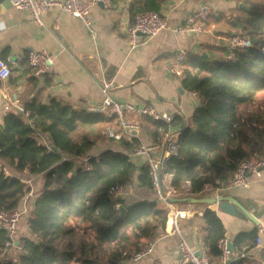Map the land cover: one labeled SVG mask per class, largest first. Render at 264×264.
<instances>
[{"label": "trees", "instance_id": "1", "mask_svg": "<svg viewBox=\"0 0 264 264\" xmlns=\"http://www.w3.org/2000/svg\"><path fill=\"white\" fill-rule=\"evenodd\" d=\"M128 9L132 19L139 12H158L159 1L131 0ZM232 19L227 37L234 30L247 42L233 49L234 58H228L227 44H210L205 55L189 53L183 62L181 84L196 93L199 105L187 125L180 116L174 117L172 125H179L180 132L166 169L174 189L189 183L187 199H202L206 186H229L241 159L264 153V131L253 125L259 119L245 109L264 90V1L237 0ZM19 101L32 121L9 110L0 123V211L21 208L31 191L22 178L42 174L44 181L32 215L23 217L26 235H18L17 223L20 252L7 244L6 229L0 226V264H122L164 230L167 210L158 207L155 199L115 202L107 194L119 183L152 189L147 167H137L130 157L137 141L120 143L122 150L100 152L91 160L89 171L76 166L75 157L91 152L104 137L103 125L113 117L76 109L55 97L44 103L31 91ZM127 117L154 137L167 129L149 116ZM40 137L53 149L39 142ZM202 219L208 257L217 260L224 226L208 207Z\"/></svg>", "mask_w": 264, "mask_h": 264}, {"label": "crops", "instance_id": "2", "mask_svg": "<svg viewBox=\"0 0 264 264\" xmlns=\"http://www.w3.org/2000/svg\"><path fill=\"white\" fill-rule=\"evenodd\" d=\"M158 1V12L167 16L173 25L180 23L203 4H211L213 11L204 20L202 32L177 33L165 30L153 37L141 36L138 44L131 48L124 31L125 24L131 21L128 9L131 0H122L111 8L92 5L89 19L93 32L80 19L56 7H50L43 13L44 26L35 25L27 11L14 8L10 0H0V57L15 61L11 64L10 75L0 79V123L6 112L13 110L10 102L16 100L21 104L20 97L29 91L32 96L38 93L44 103L55 97L71 103L76 109L95 111L102 101V83L107 82L111 83L109 95L112 98L151 105L159 113L180 116L184 125L189 124L199 105L197 95L183 88L180 75L170 74L166 67L180 49H184L187 55L206 54L207 45H226L237 0ZM42 49L54 56L58 70L56 75L33 76L30 73L26 54L30 50ZM129 118L134 120L133 117ZM113 125L114 119L103 127ZM171 125L167 124L166 131H172ZM139 135L145 143H162L164 138V133L154 137L141 130ZM177 137L176 134L173 138L177 140ZM40 138L41 143L50 146L45 137ZM106 149L122 150L119 143L104 135L95 142L91 153L98 155ZM162 150L161 146L154 154H161ZM259 155L264 156V153ZM130 157L137 167L144 165L143 156L130 153ZM250 180L248 188L210 187L205 189L202 198L218 195L221 201L234 200L255 220L248 215L222 211L219 203H208L202 199L189 200L186 198L189 195L186 194L187 185H182L173 197L177 200L172 204L175 209L188 212L180 219V224L182 236L191 247L206 249L207 252V228L202 214L208 207L220 217L225 229L224 239L232 245L227 264H264V168L260 177L251 175ZM22 181L31 188V195L26 202L28 213L24 216L27 218L33 213V202L44 179L39 174L24 177ZM130 194L124 197L126 201L155 199L152 189L134 188ZM157 205L165 208L160 202ZM24 218L18 223L20 236L27 233ZM259 228H263V232L260 233ZM257 238L261 239L259 244ZM154 241L150 253L136 260L128 259L122 264H175L178 237L166 234L164 227V230L158 231ZM219 261L220 258L212 261L209 259L212 264H218Z\"/></svg>", "mask_w": 264, "mask_h": 264}, {"label": "built area", "instance_id": "3", "mask_svg": "<svg viewBox=\"0 0 264 264\" xmlns=\"http://www.w3.org/2000/svg\"><path fill=\"white\" fill-rule=\"evenodd\" d=\"M11 5L20 10L27 11L31 15V19L35 25L44 26L43 13L50 7H56L63 10L73 17L80 19L90 32H93L90 27L89 9L92 5L102 4L105 8L113 6L111 0H10ZM213 7L211 4H203L194 12L185 16L183 20L173 25L170 23L167 16L155 11L147 10L134 15L131 21L124 26V31L127 34L128 44L134 48L138 44V40L142 36L153 37L165 30H171L177 33H196L204 31V20L212 14ZM229 53L228 58H234L233 49L237 46H245L247 42L243 40L237 32L232 35L227 42ZM187 57V52L180 49L174 54L173 61L166 67L167 72L173 75H181L183 71V62ZM26 63L32 69L33 76L56 75L58 70L55 65L54 56L46 49L30 50L26 54ZM15 61L10 58L0 57V79H6L11 73V64ZM111 83L103 82L101 86L102 101L95 111L103 112L108 116L113 117L115 125L104 128V135L112 139L116 143L137 141V145L132 152L135 155L143 156L144 165L147 167L152 190L155 195V200L165 205L167 210V219L165 224V233L173 234L178 237L177 242V261L175 264H211L209 262L206 249H195L191 247L182 236V228L180 219L187 215V211L175 209L171 198L177 194L179 190L171 186V176L167 172V159L176 150V140L173 138L180 132L179 125H171L175 115L170 113H159L151 105H139L128 101H120L112 98L109 95ZM10 108L22 113L29 122V111L16 100L10 102ZM9 106H6L8 108ZM261 108V107H260ZM132 115L135 117L149 116L155 120H160L163 123L170 124L171 130L164 131L162 143H145L139 135L138 123L127 117ZM174 130V131H173ZM135 131V132H134ZM40 142V141H39ZM163 148L161 154H154L158 149ZM51 149L50 146H48ZM96 155L87 152L81 156L75 157L76 166L83 171L91 169V160ZM1 167V165H0ZM264 168V156L256 155L254 158L241 159L233 173V178L229 187L232 188H248L251 180L250 176H261ZM5 170V169H4ZM7 172V170H5ZM186 191L189 189V183ZM134 185L132 182L119 183L111 186L108 191V197L117 202L123 199L126 195L132 192ZM210 188L206 186L205 189ZM31 195V191L27 193L23 199L21 208H16L12 211H0V226L6 229L9 237L8 245L14 247L16 252H20L22 243L15 239L17 232V223L22 215L28 213L27 199ZM214 197H218L215 195ZM207 198V197H205ZM116 208L119 203H116ZM259 232H263V228H259ZM17 242V243H16ZM261 242L257 238V243ZM155 244L154 240L148 241L142 249L133 254L129 260H136L150 253ZM217 246L221 251L220 261L218 264H227L229 262L230 251L227 247V242L224 238L217 242Z\"/></svg>", "mask_w": 264, "mask_h": 264}, {"label": "water", "instance_id": "4", "mask_svg": "<svg viewBox=\"0 0 264 264\" xmlns=\"http://www.w3.org/2000/svg\"><path fill=\"white\" fill-rule=\"evenodd\" d=\"M99 5H102L101 3H99ZM239 6H241V3H239ZM236 33V31H234L232 33V35H234ZM141 36L143 34L139 33ZM203 55H205V53H202ZM135 132V131H134ZM51 149H53V147H51ZM177 199H173L171 198V201L174 202ZM189 200H198V199H189ZM202 200L207 201L208 203H219V207L222 211H228L230 213L233 214H241V215H248L250 216V218L254 219L244 208L240 207L239 205H237V203L234 200L229 201H221L222 198L220 196L218 197H214V198H202ZM221 201V202H220ZM233 203V204H231ZM121 212H123V207H120ZM255 220V219H254ZM17 243V242H16ZM231 243H227V247L229 249V251H231Z\"/></svg>", "mask_w": 264, "mask_h": 264}, {"label": "rangeland", "instance_id": "5", "mask_svg": "<svg viewBox=\"0 0 264 264\" xmlns=\"http://www.w3.org/2000/svg\"><path fill=\"white\" fill-rule=\"evenodd\" d=\"M245 109L248 113L253 114L254 117H258L259 120H257V121L255 120L254 121L255 124H253V125H255L257 127V129H259V130L263 129V131H264V120L260 119V117H261L260 115H264V90L262 92H260L259 95L257 96L256 100L253 103L247 105L245 107ZM103 134H104V132H103ZM262 135L264 137V132ZM129 195H131V194L129 193L128 196ZM25 215L26 214L22 215L19 220H21ZM17 241H19V240H17ZM71 264H74V263H71Z\"/></svg>", "mask_w": 264, "mask_h": 264}]
</instances>
